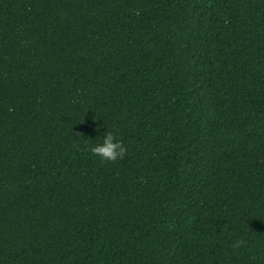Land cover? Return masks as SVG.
I'll return each instance as SVG.
<instances>
[{
	"label": "trees",
	"instance_id": "16d2710c",
	"mask_svg": "<svg viewBox=\"0 0 264 264\" xmlns=\"http://www.w3.org/2000/svg\"><path fill=\"white\" fill-rule=\"evenodd\" d=\"M0 264H264V0H0Z\"/></svg>",
	"mask_w": 264,
	"mask_h": 264
},
{
	"label": "clouds",
	"instance_id": "9594fccd",
	"mask_svg": "<svg viewBox=\"0 0 264 264\" xmlns=\"http://www.w3.org/2000/svg\"><path fill=\"white\" fill-rule=\"evenodd\" d=\"M90 152L101 160L114 162L123 158L126 149L113 132L107 131L100 138V142L90 147Z\"/></svg>",
	"mask_w": 264,
	"mask_h": 264
}]
</instances>
